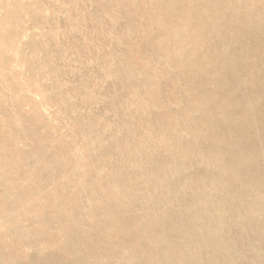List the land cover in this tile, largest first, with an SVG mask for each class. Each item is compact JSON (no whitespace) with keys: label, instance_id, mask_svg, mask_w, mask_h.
Returning a JSON list of instances; mask_svg holds the SVG:
<instances>
[{"label":"bare ground","instance_id":"bare-ground-1","mask_svg":"<svg viewBox=\"0 0 264 264\" xmlns=\"http://www.w3.org/2000/svg\"><path fill=\"white\" fill-rule=\"evenodd\" d=\"M90 1L86 70L42 53L78 140L0 105V264H264V0Z\"/></svg>","mask_w":264,"mask_h":264},{"label":"rangeland","instance_id":"rangeland-1","mask_svg":"<svg viewBox=\"0 0 264 264\" xmlns=\"http://www.w3.org/2000/svg\"><path fill=\"white\" fill-rule=\"evenodd\" d=\"M24 1L35 0H19L18 3L15 0H0V40L3 37L1 30L4 24L14 27L9 33L7 42L0 44V58L4 59L0 60V105L2 109L13 112L16 124L23 122L31 125L39 124L41 134H49L52 137L60 134L65 140L74 143V139L78 140L74 132L79 124L78 112L76 114V109L68 108L61 95H57L62 89L59 85L60 80L58 83L55 77L49 74L42 53L46 48L50 51L60 48V52L58 51L55 57L64 69L69 67L70 70L75 71L86 70L88 60L97 54L96 47H89L80 42L94 38L99 30L93 24L95 16L91 10L92 3L90 0H46L49 4L48 8L38 9L34 4L27 5ZM30 9L37 10V16L28 14ZM5 10H10L12 13L8 18L3 17ZM113 10L118 13L119 8L115 5ZM16 16L21 19L16 21ZM72 24L77 25V33L69 31ZM100 24L99 28H105L108 25L107 19H102ZM56 26L58 28H55ZM55 29L59 32L56 33L58 35L56 42L41 40L39 31L52 33ZM79 92L76 90L74 97L78 98ZM99 106L100 104L97 103L91 111L97 110ZM108 111L109 109L106 110L108 114L113 113V110ZM3 116L0 114V120ZM17 143L23 148L30 147V142L25 139ZM79 148L80 146L77 147V151L81 150ZM18 177V174L15 175V178ZM47 245L49 249L55 248V243H47ZM22 251L24 256L16 259L14 264H23L28 257H34L35 262L41 261L40 254L32 247H24ZM8 252V248L4 249V246H0V253H4L2 254L4 258L8 257Z\"/></svg>","mask_w":264,"mask_h":264}]
</instances>
